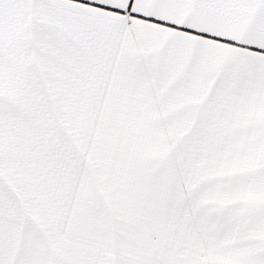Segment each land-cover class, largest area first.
<instances>
[{"label": "snow or ice", "instance_id": "1", "mask_svg": "<svg viewBox=\"0 0 264 264\" xmlns=\"http://www.w3.org/2000/svg\"><path fill=\"white\" fill-rule=\"evenodd\" d=\"M0 264H264V0H0Z\"/></svg>", "mask_w": 264, "mask_h": 264}]
</instances>
